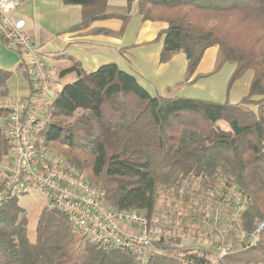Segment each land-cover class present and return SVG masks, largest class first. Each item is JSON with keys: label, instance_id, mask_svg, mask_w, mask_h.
Segmentation results:
<instances>
[{"label": "trees", "instance_id": "16d2710c", "mask_svg": "<svg viewBox=\"0 0 264 264\" xmlns=\"http://www.w3.org/2000/svg\"><path fill=\"white\" fill-rule=\"evenodd\" d=\"M62 3L81 9L80 21L69 32L108 19L119 20L122 32L132 8L143 22L163 23L165 28L151 43L162 39L159 63L184 55L187 83L206 77L195 72L209 48L216 50L211 74L233 65L231 84L252 71L248 93L231 105L152 96L114 62L86 72L71 59L59 74L74 73L75 79L54 84L56 97L48 107L50 118L42 138L67 169L101 189L110 209L147 218L152 246L147 264H264V0ZM20 68L29 78L22 61ZM9 76L0 69V94L6 91ZM1 112L7 117L2 107ZM4 155L9 163L11 148L0 127V163ZM220 182L216 202L239 210L237 236L223 231V254L182 244L179 236H152L160 189L177 196L184 187L197 185L205 199ZM229 189L232 196L226 200ZM16 199L0 205V264H136L132 252L90 241L64 213L47 206L37 214L30 239L27 211ZM214 221L211 213L207 223L221 224Z\"/></svg>", "mask_w": 264, "mask_h": 264}, {"label": "built area", "instance_id": "2783aa9c", "mask_svg": "<svg viewBox=\"0 0 264 264\" xmlns=\"http://www.w3.org/2000/svg\"><path fill=\"white\" fill-rule=\"evenodd\" d=\"M24 1L0 0V40L21 56L34 85L30 96L2 106L7 111L4 131L11 157L1 168L0 205L35 190L45 206L64 213L90 241L130 251L136 264H147L152 249L147 218L138 212L110 209L98 186L67 169L44 145L48 107L56 94L42 48L27 33L25 21L15 14ZM261 228L257 227L254 238Z\"/></svg>", "mask_w": 264, "mask_h": 264}, {"label": "rangeland", "instance_id": "374dc122", "mask_svg": "<svg viewBox=\"0 0 264 264\" xmlns=\"http://www.w3.org/2000/svg\"><path fill=\"white\" fill-rule=\"evenodd\" d=\"M61 1L59 0L60 6H62ZM108 2L113 6H122L125 0H108ZM52 15L57 16V10L51 12L50 16ZM109 22L114 27L109 30L104 38L107 40L106 45L110 46V48H100L104 52L96 55L98 65L104 62L116 63L121 70L133 75L138 84L150 95H159L166 98L185 97L235 105L248 93L252 71L245 72L241 78L231 84L230 77L234 69L233 65L225 64L219 71L211 74L215 64V48H209L205 51L195 72V75H206V77L199 79L196 83L190 84L184 80L185 59L182 53L172 56L166 63H159L162 39L159 42L151 43L144 47L136 46L138 43L147 42L151 39V32L149 34L144 32L146 24L141 21L140 16L133 8L130 11V19L122 32H119L121 24L119 20L113 19L109 20ZM151 26L153 33H155L153 34L154 36L156 35L155 31H158L162 27L161 23L152 24ZM65 38L66 34L64 33L55 35L53 41H50L52 38L48 41L45 50L53 52L65 49L67 45L65 44ZM117 39L123 41L122 47L128 46L129 48L119 51V47L120 49L122 47L119 46L117 48ZM77 54L89 59V56L86 54L81 52H77ZM62 57L59 56L58 58L62 59ZM84 65L87 70L93 67L90 60L84 62ZM72 79L73 76L68 77L63 80V83H67ZM52 80L55 84L53 78ZM24 81V76L20 75V73L13 74L11 77V82H13L14 86H17L16 88L19 87L18 84ZM248 107L255 110L251 105H248ZM6 118V113L1 112L0 127H3L4 135V121ZM65 122L67 124L71 123L72 119ZM52 155L56 157L54 151H52ZM4 156L6 158L0 163V170L7 164L8 155ZM82 176L86 179L85 175ZM221 186L222 183L220 182L216 186L214 193H208L211 196L205 199L203 193H198L197 185H194L190 190L184 187L177 196L170 191L160 189L156 215L153 217L154 230L152 231V236L156 237L162 233L166 236H179L182 244H188L189 246L201 247L205 244V246L215 249L217 247L221 248L223 231L231 230L237 236L239 214V210H229L227 207H222L216 202L215 198L220 195L219 188ZM232 190L229 189V193L224 195L226 200H229L232 196ZM16 204L27 211L28 236L30 239H33L36 217L45 206V200L37 191L32 190L27 194L17 197ZM211 213L213 214L214 222L221 221L219 226L207 223Z\"/></svg>", "mask_w": 264, "mask_h": 264}, {"label": "crops", "instance_id": "0c3cea01", "mask_svg": "<svg viewBox=\"0 0 264 264\" xmlns=\"http://www.w3.org/2000/svg\"><path fill=\"white\" fill-rule=\"evenodd\" d=\"M58 1V2H57ZM62 2V1H61ZM59 0H25L23 3L19 5V7L15 10V14L21 17L26 24V31L29 36L33 39V41L42 48L43 56L45 62L48 67V71L51 78L54 79L57 86L66 84L63 83L68 77H72L73 81L75 79L74 73H69L63 76H60V71L68 68L71 64V59L80 63L82 69L86 72L94 71L99 65L97 63L96 55L98 53L104 52L103 47H109L107 44V40L105 35L113 28L109 24V20H99L91 23L86 29L80 31H67V29L77 24L80 21L81 17V9L79 6L76 5H64L62 3L59 4ZM110 4V3H109ZM111 5V4H110ZM57 10V16L52 15L50 16L51 12H55ZM141 19V17H140ZM142 21V20H141ZM143 22V21H142ZM146 24L144 27V32L149 34L151 32V39L147 42L138 43L136 46L144 47L156 38L157 33L165 28V25L161 23L162 27L156 32L154 36L152 31V24H157L160 22H143ZM121 28V24H120ZM156 30V29H155ZM120 32V29H119ZM61 33L66 34L65 44L66 48L59 51H49L45 50L48 41H53V37L55 35H59ZM154 36V37H152ZM96 39H95V38ZM102 42V43H99ZM104 43V44H103ZM122 40H116L117 48L119 46H123ZM68 46V49H67ZM128 46L122 47V49H127ZM161 49V48H160ZM81 52L89 56V59L78 55L77 52ZM59 56H63L62 59L58 58ZM90 60L91 65L93 64L94 69L87 70L85 68L84 62ZM21 56L12 50L6 48L1 40H0V69L10 73V76L6 82V91L0 94V106L5 105L10 102H15L22 100L31 95L34 85L30 82L31 76L29 78L25 75L23 68H20ZM108 63V62H104ZM101 63V64H104ZM20 73L24 76V82L18 84L19 87L14 86L13 82H11V77L13 74ZM69 81V82H71ZM67 82V83H69ZM6 120L4 121L5 127ZM2 170H0V181L2 180ZM204 248H210L208 246H203ZM213 251H218L223 254V250L220 247L217 249L213 248Z\"/></svg>", "mask_w": 264, "mask_h": 264}]
</instances>
